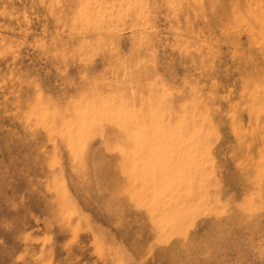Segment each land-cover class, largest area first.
I'll use <instances>...</instances> for the list:
<instances>
[{
	"label": "rangeland",
	"instance_id": "1",
	"mask_svg": "<svg viewBox=\"0 0 264 264\" xmlns=\"http://www.w3.org/2000/svg\"><path fill=\"white\" fill-rule=\"evenodd\" d=\"M0 264H264V0H0Z\"/></svg>",
	"mask_w": 264,
	"mask_h": 264
}]
</instances>
